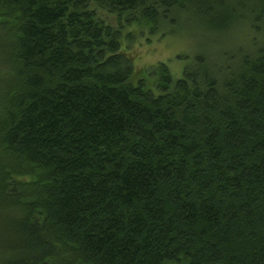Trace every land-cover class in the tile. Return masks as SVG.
Returning <instances> with one entry per match:
<instances>
[{"label": "trees", "instance_id": "trees-1", "mask_svg": "<svg viewBox=\"0 0 264 264\" xmlns=\"http://www.w3.org/2000/svg\"><path fill=\"white\" fill-rule=\"evenodd\" d=\"M180 15L251 51L138 73ZM0 264H264V0H0Z\"/></svg>", "mask_w": 264, "mask_h": 264}, {"label": "rangeland", "instance_id": "rangeland-1", "mask_svg": "<svg viewBox=\"0 0 264 264\" xmlns=\"http://www.w3.org/2000/svg\"><path fill=\"white\" fill-rule=\"evenodd\" d=\"M179 24L172 28L168 23H163L156 35H151L147 28L137 25L125 28L124 35L131 38H124L123 49L134 62L138 73L146 74L152 67L163 63L176 79L200 51L207 55L208 61L215 67L225 62L222 54H234L236 47L251 51L249 39L254 36L243 24L222 36L204 32L199 24L185 20L182 15Z\"/></svg>", "mask_w": 264, "mask_h": 264}]
</instances>
